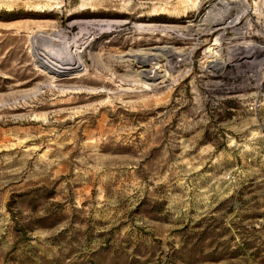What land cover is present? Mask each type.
<instances>
[{
    "label": "rangeland",
    "instance_id": "1",
    "mask_svg": "<svg viewBox=\"0 0 264 264\" xmlns=\"http://www.w3.org/2000/svg\"><path fill=\"white\" fill-rule=\"evenodd\" d=\"M225 1L0 0V264H264V0Z\"/></svg>",
    "mask_w": 264,
    "mask_h": 264
},
{
    "label": "bare ground",
    "instance_id": "2",
    "mask_svg": "<svg viewBox=\"0 0 264 264\" xmlns=\"http://www.w3.org/2000/svg\"><path fill=\"white\" fill-rule=\"evenodd\" d=\"M220 2H223V5H225V6L228 3V1H225V0H220ZM206 16L208 17L210 15H208V13H204L202 15V19L203 18H205V19L202 20V23L207 22L208 18H206ZM228 16H229V13H227V11H225L224 14L218 15V21L219 22L221 20L223 22L224 19H226V21H224V23H221L219 25L220 29L221 28H225L228 25L234 24L235 21H232V19H228ZM214 21H215V19L212 20L211 22H209L208 24H212L213 25ZM77 23L80 24V25L84 24L85 28L93 27L96 30L95 34L94 33L92 34V29H91V32H89V29L87 30L88 32L85 31L87 35L90 34V35H88L90 37V39H89V42L87 43V38L88 37H86V35H85V37L82 36V39L86 38V40L84 42H82L83 45L84 44L86 45V43L90 44L97 34H99V35L103 34L106 31H108L109 28H111V22H105V21L84 20V21L76 22V24ZM105 26H108V27H105ZM111 29H113V28H111ZM50 38H53V37H50ZM50 38H49L48 35L46 36L44 34L43 35H41V34L40 35H36V37H35L36 41H41V43L42 42L50 43V41H51ZM82 44L81 45H79V44L75 45L74 42L67 43L66 44L67 49H66V51H62V53H64V55L62 54V56H60L59 54L57 55L56 53H53L52 52L53 50L50 51V50L44 49V47H43V49L39 53L40 57H39L38 61H40V63H42L44 66H46L51 71L56 72V73H63V72H67V71H72V69L80 68L81 64H80V62H78V57L83 55V48H82L83 45ZM41 45H43V43ZM68 46H69V48H68ZM46 47H47V45H46ZM158 49L161 50V52H163L164 55L166 53H169L170 51L174 52L173 48L167 47V46L158 47ZM247 51H249L252 55H258V54L264 53V50H256V49H253V48H248ZM158 54H160V56H161V53H158ZM155 55H156V53L151 52L150 49H148L147 51L142 52V56L138 55L137 52L129 50L128 52H126L125 57H133V58L136 57V58H140L141 61L148 62L151 59H153L155 57ZM208 65L210 66L211 69H214V70L215 69H221L223 67V65L219 61H211V62L208 63ZM142 74H145V72H143ZM146 76H147V78H154V77L160 76V74H159L158 70L153 69V67H152L151 69L148 70V73H147Z\"/></svg>",
    "mask_w": 264,
    "mask_h": 264
}]
</instances>
